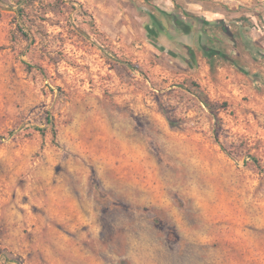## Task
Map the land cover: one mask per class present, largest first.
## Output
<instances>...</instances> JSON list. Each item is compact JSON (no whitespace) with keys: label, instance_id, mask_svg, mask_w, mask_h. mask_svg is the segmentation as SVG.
Listing matches in <instances>:
<instances>
[{"label":"rangeland","instance_id":"rangeland-1","mask_svg":"<svg viewBox=\"0 0 264 264\" xmlns=\"http://www.w3.org/2000/svg\"><path fill=\"white\" fill-rule=\"evenodd\" d=\"M0 264H264V0H0Z\"/></svg>","mask_w":264,"mask_h":264},{"label":"trees","instance_id":"trees-1","mask_svg":"<svg viewBox=\"0 0 264 264\" xmlns=\"http://www.w3.org/2000/svg\"><path fill=\"white\" fill-rule=\"evenodd\" d=\"M21 2H25L26 4L28 5H33L36 1L38 0H20ZM175 1V0H173ZM177 5V4H176ZM23 12V11H21ZM171 18H172V22L173 24L177 27V28H182L181 27V22L180 20L178 19L177 16H175L174 14H170ZM152 19H153V22L154 24L159 28L161 29V25L157 22V20L152 16ZM23 28V27H22ZM21 33L24 37L27 36V34L24 32V30H21ZM209 41H206L207 44H209L211 47H204L202 50L204 51V54L206 55V57L208 58V60L211 62L212 59L214 57H219L221 59H228L232 62V59L228 57V55L222 51L219 50V48H216L215 46L218 45L215 41L211 40L210 38H208ZM198 97H200L202 103L205 105V107L208 108V110L211 112V113H215L219 107H215V105L211 104L209 102V100L203 96L201 93L198 94ZM223 107V106H222ZM224 108V107H223Z\"/></svg>","mask_w":264,"mask_h":264}]
</instances>
